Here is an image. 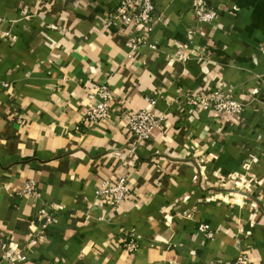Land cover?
<instances>
[{
  "label": "crops",
  "instance_id": "crops-1",
  "mask_svg": "<svg viewBox=\"0 0 264 264\" xmlns=\"http://www.w3.org/2000/svg\"><path fill=\"white\" fill-rule=\"evenodd\" d=\"M152 1L153 46L130 48L131 28L103 26L118 0H0V243L21 264H264V0ZM196 1L216 18L198 22ZM97 84L101 124L85 118ZM216 90L242 112L189 103ZM145 95L161 126L132 153ZM121 178L132 196L114 208L98 187Z\"/></svg>",
  "mask_w": 264,
  "mask_h": 264
},
{
  "label": "built area",
  "instance_id": "built-area-1",
  "mask_svg": "<svg viewBox=\"0 0 264 264\" xmlns=\"http://www.w3.org/2000/svg\"><path fill=\"white\" fill-rule=\"evenodd\" d=\"M191 11L198 22H211L217 16L215 9L207 7L202 2H194ZM153 17H156L155 5L152 0H118L116 7L109 13V17L104 23L106 28H118L125 30L131 28L132 33L127 38L125 44L130 48H136L142 44L152 45L148 40V35L153 29ZM153 46V45H152ZM4 85H6L4 83ZM88 104L85 109V118L92 123H106L111 115L112 92L107 84H97L95 89L88 93ZM146 106L139 107L128 112L125 118L124 127L128 132L133 146L131 152L134 153L138 147L150 148V142L155 129L161 126V117L156 111V100L149 95H145ZM189 103L211 110L216 116L223 117L225 114H239L243 110V104L234 99L227 92L216 90L212 96L206 97L200 92L189 94ZM22 192L26 195L36 197L39 195L37 183L28 180ZM98 195L105 199L107 204L114 208H120L128 203L132 194L131 188L126 184L124 178L115 180H103L98 187ZM42 212L44 210H41ZM50 222L52 217L46 215ZM200 231L206 232V236L212 238V233L207 231L209 226L202 224ZM37 242L36 237L29 240L27 247ZM129 250L136 247V242L131 240L128 243ZM1 257L8 264H21L28 259V254L23 248H18L14 243H0ZM229 264H254L251 257L246 252L239 253Z\"/></svg>",
  "mask_w": 264,
  "mask_h": 264
}]
</instances>
